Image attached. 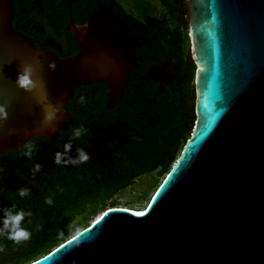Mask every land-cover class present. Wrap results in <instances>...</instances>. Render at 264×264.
I'll use <instances>...</instances> for the list:
<instances>
[{"label": "water", "instance_id": "95a60500", "mask_svg": "<svg viewBox=\"0 0 264 264\" xmlns=\"http://www.w3.org/2000/svg\"><path fill=\"white\" fill-rule=\"evenodd\" d=\"M184 2L196 122L179 157L144 212L108 208L29 264H264V0ZM13 17V0H0V102L11 101L0 153L65 129L82 85L104 83L118 99L140 39L101 6L84 25L71 21L80 50L61 59L17 32ZM24 62L34 65V92L15 85ZM48 104L59 112L46 123Z\"/></svg>", "mask_w": 264, "mask_h": 264}, {"label": "flooded vegetation", "instance_id": "af4514ba", "mask_svg": "<svg viewBox=\"0 0 264 264\" xmlns=\"http://www.w3.org/2000/svg\"><path fill=\"white\" fill-rule=\"evenodd\" d=\"M172 4L173 0H13V28L39 50L61 59L73 57L80 50L69 30L71 21L82 26L101 6L113 9L140 39L134 65L128 71V84L118 99L112 101L110 88L104 83L82 85L67 103L71 122L66 128L51 137L26 141L35 145L30 159L23 154L25 144L0 153V207L15 204L16 210L33 213L22 222L32 232L30 240L16 244L0 238V264H13L29 249L36 226L44 224L51 206L45 203L46 197L58 201L63 194H76L79 184L89 183L87 198L96 203L88 207L104 212V205H125L120 202L123 195L128 197L127 205L134 207L156 184L158 171L152 155L168 143L159 121L168 117L169 126L176 124L182 113H191L195 104L180 53L159 33L153 38L141 33V29L156 32V26L171 29ZM81 125L86 132L73 140L71 155L75 157V149L81 147L90 152V159L79 165L55 164L54 153L64 151L73 129ZM37 163L41 168L33 175ZM19 187H27L30 193L21 197ZM29 219L31 223H27Z\"/></svg>", "mask_w": 264, "mask_h": 264}, {"label": "trees", "instance_id": "16d2710c", "mask_svg": "<svg viewBox=\"0 0 264 264\" xmlns=\"http://www.w3.org/2000/svg\"><path fill=\"white\" fill-rule=\"evenodd\" d=\"M172 10L174 13V26L171 29H162L160 26H156V32L141 29V33L147 38L156 37V33H159L161 38L166 39L170 45L174 46L175 51L180 53L185 62H183L185 66L184 77L192 87V98L195 100L194 78L196 66L193 63L192 56L186 53L183 48L184 40L189 39L187 29L184 33L182 32V24L186 23L183 18L186 15L184 0H173ZM125 20L130 24L134 23L132 19L125 18ZM184 56H186V60ZM167 118L164 122L159 121V125L161 131L166 130L168 143H166L165 148L158 147L156 153L152 155L156 161L155 167L159 176L167 174L190 138L196 121L195 107L191 109L190 114L182 113L179 121L171 126H169L170 122ZM88 184H79L76 194H63L58 201H53V204L47 208L49 210L46 213L43 227L35 233L29 249L25 253L19 254L13 264H29L51 253L55 248L74 236L71 235V232L73 225L76 223L77 227L81 228L78 232L90 226L87 221L94 212H98V207H93L92 209L88 207V204L96 203V200L90 202L87 198L88 192L86 188ZM116 191L117 188L111 189L108 197H112ZM113 207L118 206L104 205L102 209L105 211ZM60 232H63L64 235L60 236Z\"/></svg>", "mask_w": 264, "mask_h": 264}, {"label": "clouds", "instance_id": "9594fccd", "mask_svg": "<svg viewBox=\"0 0 264 264\" xmlns=\"http://www.w3.org/2000/svg\"><path fill=\"white\" fill-rule=\"evenodd\" d=\"M38 63V61H37ZM49 67L54 69L55 62H49ZM38 79L35 73V68L33 63L24 62L22 67H19V72L15 81V85L18 88L23 89L26 92H34L37 88ZM10 99L4 98L3 102H0V125L7 121L9 113L8 107L10 106ZM44 115L43 121L48 123L57 118V113L59 112V107L48 104L44 105ZM86 132V129L83 125L73 129L72 136L64 143V151H56L54 153V163L57 165H79L84 162H87L90 159V152L85 148L77 147L75 149L77 155L73 157L72 152V142L74 139L79 138L83 133ZM25 151L24 155L29 159L32 157L33 149L35 145L31 142H26L24 145ZM41 168V165L37 163L32 169L33 175L38 172ZM2 171V169H0ZM61 191L63 189H60ZM21 197H26L30 193V189L27 187H19L17 189ZM45 203L48 205L53 204V199L49 196L45 198ZM0 238H6L13 241L16 244H20L22 241H28L31 239L32 232L27 227L23 226L22 222L25 221V217H31L33 215L31 210L25 211L23 209L16 210V205L12 204L10 207H0ZM27 223H31L29 219ZM43 225H37V230H40ZM60 236H63L64 233L60 232ZM83 240L77 241L75 247L81 246ZM2 250V248H0ZM71 251V247L69 248ZM71 264H76V261H71Z\"/></svg>", "mask_w": 264, "mask_h": 264}, {"label": "rangeland", "instance_id": "374dc122", "mask_svg": "<svg viewBox=\"0 0 264 264\" xmlns=\"http://www.w3.org/2000/svg\"><path fill=\"white\" fill-rule=\"evenodd\" d=\"M185 20H186V16L183 17ZM187 27H186V23L182 24V32L184 33V31H186ZM183 48L185 50L186 53H188L190 56L191 55V45H190V42H189V39H186L184 40V45H183ZM194 107H195V104H194ZM196 122V121H195ZM165 175H162V176H157V180H156V184L150 189V191L148 192V195L147 197L145 198V200L143 201H139L137 204H135V206H130V205H127L126 202H128V197L123 195L122 198L120 199V202L123 204L125 203V205H121L120 207H127L129 209H132L133 211H143L146 206L148 205L151 197L153 196V194L155 193V191L157 190V187L159 186V183L164 179ZM144 191V190H143ZM146 191L143 193L141 192V196L144 197ZM102 212H94L92 214V216L89 218V220L87 221L88 224H91L95 218L98 217L99 214H101ZM80 219V218H79ZM81 228L77 227V223L75 225H73V228H72V232H71V235H75L78 233V231L80 230Z\"/></svg>", "mask_w": 264, "mask_h": 264}, {"label": "bare ground", "instance_id": "6f19581e", "mask_svg": "<svg viewBox=\"0 0 264 264\" xmlns=\"http://www.w3.org/2000/svg\"><path fill=\"white\" fill-rule=\"evenodd\" d=\"M148 206V205H147ZM147 206H146V208H147ZM146 208L143 210V211H141V212H144L145 210H146ZM139 211V210H138Z\"/></svg>", "mask_w": 264, "mask_h": 264}]
</instances>
